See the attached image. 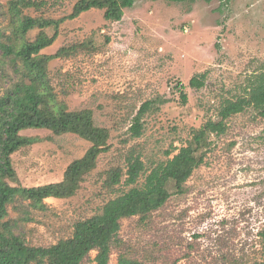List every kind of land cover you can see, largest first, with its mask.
I'll return each mask as SVG.
<instances>
[{"label": "rangeland", "instance_id": "374dc122", "mask_svg": "<svg viewBox=\"0 0 264 264\" xmlns=\"http://www.w3.org/2000/svg\"><path fill=\"white\" fill-rule=\"evenodd\" d=\"M10 1L0 0V43L34 41L40 30L20 37ZM32 1L37 5L18 8L20 16L58 22L70 16L79 0ZM103 14L92 9L44 30L49 37L57 35L38 58L70 49L47 63L50 90L38 91L40 109L55 119L75 115L83 123L86 118L92 132L85 137L73 131H21L25 144L10 156L14 178L5 181L27 189L58 184L68 167L93 147L105 149L90 169L69 175L70 196L46 198L33 206L16 196L6 206L2 222L29 247L70 239L76 223L100 215L108 201L130 189H141L148 172L175 155L226 101L245 96L248 81L264 72V0H134L118 22L105 21ZM90 37L100 45L96 50L80 46ZM21 71L19 60L11 63L0 52V97L17 82L29 83ZM203 75L202 87L189 86L192 78ZM148 101L154 109L142 117L141 136L132 139L130 123ZM84 112L89 117L83 118ZM207 137L209 153L185 182L183 194L119 221L109 264H119V259L138 264H262L264 118L250 107L226 120L223 135ZM129 157L144 165V174L133 185L125 182ZM115 175L120 176L118 183L113 182ZM96 254L92 250L80 264H96Z\"/></svg>", "mask_w": 264, "mask_h": 264}, {"label": "trees", "instance_id": "16d2710c", "mask_svg": "<svg viewBox=\"0 0 264 264\" xmlns=\"http://www.w3.org/2000/svg\"><path fill=\"white\" fill-rule=\"evenodd\" d=\"M171 3H182L189 0H165ZM210 4L215 0H199ZM229 1V0H216ZM134 0H79L73 7L72 13L67 18L58 22L52 20H36L28 16H20L18 8L21 5L34 7L37 5L32 0H11L9 13L12 16L16 30L20 37L35 28L40 30L34 41L21 40L17 44L5 45L0 43L1 54L11 63L19 60L22 67V77L25 82H17L13 88L5 91L0 97V264H80L92 250H97L94 259L96 264H109L110 248L118 243L119 221L125 217H133L140 213H148L163 206L166 201L184 193L183 186L192 172L200 167L208 153V135H223L226 131V120L233 115L240 114L247 108H253L258 116L264 118V72L248 81V86L243 90L245 96L236 100H228L223 105L217 116L207 121L200 129L193 131L185 145L177 150V153L169 158L165 164L152 169L144 176L141 189L132 188L125 194L108 201L102 208L100 215L80 221L75 224L72 237L59 241L50 247H29L18 237L11 234L6 222H2L6 216V206L16 196L30 200L33 205H40L46 198H64L72 194L73 185L70 174H77L82 170H88L93 166L94 160L105 148L96 145L88 151L86 156L73 162L64 174L61 183L50 184L36 188H21L10 186L5 179H13L14 171L11 166L10 156L25 144V140L19 133L28 129H49L54 132L73 131L85 137L92 132L89 121V113L82 115L83 123H79V117L73 115L60 116L55 119L49 112L40 109L42 104L40 90L48 93L50 90L46 78L47 63L68 55L70 48L59 50L51 56L40 53L49 47L56 39V33L51 37L44 34V30L57 27L66 20L76 19L81 13L92 9L104 10L105 21L118 22L122 19L124 10L131 8ZM42 3L40 2L39 5ZM108 38L105 43L108 44ZM86 50H96L100 45L90 37L80 45ZM37 57V58H36ZM200 79V80H199ZM204 75L195 77L189 81L191 88H200L203 85ZM182 101L186 100L181 95ZM154 102L148 101L142 104L132 119L128 132L130 138H139L142 132V117L153 110ZM87 114V115H86ZM78 122V123H77ZM95 144L98 143L94 141ZM104 145V144H103ZM126 171V184L137 183L144 174V165L138 158H128ZM119 175L113 178L114 183L119 182ZM169 184V186H168ZM7 234V235H5ZM262 254L264 255V228L260 232ZM119 264H138L125 259H119ZM262 264H264V259Z\"/></svg>", "mask_w": 264, "mask_h": 264}]
</instances>
